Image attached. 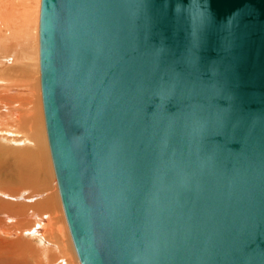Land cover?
Listing matches in <instances>:
<instances>
[{
  "label": "water",
  "instance_id": "obj_1",
  "mask_svg": "<svg viewBox=\"0 0 264 264\" xmlns=\"http://www.w3.org/2000/svg\"><path fill=\"white\" fill-rule=\"evenodd\" d=\"M39 23L80 264H264V0H41Z\"/></svg>",
  "mask_w": 264,
  "mask_h": 264
},
{
  "label": "bare ground",
  "instance_id": "obj_2",
  "mask_svg": "<svg viewBox=\"0 0 264 264\" xmlns=\"http://www.w3.org/2000/svg\"><path fill=\"white\" fill-rule=\"evenodd\" d=\"M40 2L0 0V264H64L59 258L66 255L55 261L47 252L61 249L48 239L64 231L44 167L45 156L47 164L50 159L40 102Z\"/></svg>",
  "mask_w": 264,
  "mask_h": 264
},
{
  "label": "rangeland",
  "instance_id": "obj_3",
  "mask_svg": "<svg viewBox=\"0 0 264 264\" xmlns=\"http://www.w3.org/2000/svg\"><path fill=\"white\" fill-rule=\"evenodd\" d=\"M40 4V3H39ZM40 71V70H39ZM40 76V75H39ZM40 81V80H39ZM40 102H42V100H41V95H40ZM41 107H42V103H41ZM42 109V108H41ZM41 112H42V110H41ZM42 114H43V112H42ZM43 117V125H44V116H42ZM45 130V126H44V128H43V135H44V138H45V146L47 147L46 148V150H47V154H48V156H49V164H47V162H46V160H47V156H45V162H44V167L47 169V172H46V176H48L49 177V179H51V181H52V183H53V187H55L54 189H55V193H56V199H57V203H58V205H59V208H57L56 209V214L58 215V216H56V221H57V224H60L59 226H61V227H63V234H62V236H61V238H59L58 236H56V235H53V237L52 238H49L48 240H50L51 242H53V243H56L57 242V244L58 245H60L61 246V249L60 250H57V251H54V250H51V249H48V256L51 258V259H54L55 261H56V259L59 257V255H61V254H66L64 257L63 256H61L60 258H59V263H60V261H61V263H64L65 264V261L67 262H70L71 264H80L79 263V261H78V259H77V256H76V253H75V250H74V248H73V245H72V241H71V237H70V235H69V230H68V227H67V224H66V220H65V217H64V213H63V208H62V205H61V201H60V196H59V192H58V187H57V183H56V178H55V175H53L54 174V171H53V167H52V162H51V158H50V153H49V148H48V143H47V139H46V132L44 131ZM48 161V160H47ZM49 165V166H48ZM50 168V171H49V168ZM49 171V172H48ZM52 174V175H51ZM43 177H45V176H43ZM45 181L48 183V180H46L45 179ZM61 205V206H60ZM58 207V206H57ZM58 217H60L59 218V220H58ZM64 225L66 226L65 228H64ZM38 244V243H37ZM63 248V249H62ZM60 251V252H59ZM64 253H63V252ZM62 252V253H61ZM54 253V254H53ZM52 256V257H51ZM55 257V258H54ZM66 257V258H65ZM61 259H64V261H62ZM45 259L43 258V262L44 263H47V260H45ZM74 261V262H73Z\"/></svg>",
  "mask_w": 264,
  "mask_h": 264
}]
</instances>
